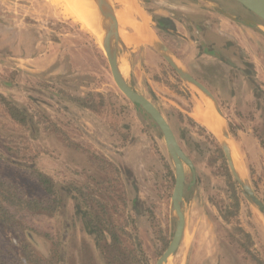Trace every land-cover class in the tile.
<instances>
[{"label": "rangeland", "instance_id": "1", "mask_svg": "<svg viewBox=\"0 0 264 264\" xmlns=\"http://www.w3.org/2000/svg\"><path fill=\"white\" fill-rule=\"evenodd\" d=\"M66 3L0 0V176L41 198L40 172L61 191L57 213L21 212L24 226L1 233L4 243L18 250L24 242L43 264H156L175 231L173 163L159 129L115 85L102 39L72 19ZM262 40L263 28L242 37L245 63L234 58L245 76L210 69L229 77L219 109L234 165L264 204ZM124 44L121 75L160 111L195 169L183 193L185 233L165 264H264V215L238 187L233 193L213 140L194 125L203 126L195 115L203 96L155 53ZM219 94L226 97L221 87ZM184 172L188 185L186 165Z\"/></svg>", "mask_w": 264, "mask_h": 264}, {"label": "water", "instance_id": "2", "mask_svg": "<svg viewBox=\"0 0 264 264\" xmlns=\"http://www.w3.org/2000/svg\"><path fill=\"white\" fill-rule=\"evenodd\" d=\"M199 1L205 4H211L212 7L215 8L219 13L225 15L231 20H236V18L225 14L216 5V3L213 2V0ZM234 1L264 23V0ZM94 3L98 11L99 20L101 21V28L104 31L103 39L100 41V44L106 55L112 79L119 91L131 103H133L135 106H139L147 115H149L150 118L153 120L154 124L158 127L164 139L170 160L174 166L175 179L171 196V208L175 215V231L173 233V237L169 246L166 248V250L156 262V264H165L168 258L175 254L185 233L186 222L185 215L183 213V188L185 185L184 165H186L190 169L193 180L195 177L194 167L190 159L179 147L170 126L168 125L162 114L153 106L151 102H149L142 95L135 92L129 86L125 79V75H121V72L119 70L121 60L120 54L118 53V49H122V52H124L125 47L118 36L113 6L108 0H94ZM241 21L244 22V24H246L247 26H260L258 22L250 19H241ZM159 52L165 62L174 70V72L178 75L181 81L195 87L201 93L202 96H207L213 101L215 109L217 113L221 116L222 121L224 123V134L228 137L223 115L221 114L219 106L213 96L200 83L194 80L183 68V66H181L170 54V52L165 49L162 45H159ZM152 97L155 98L153 94ZM216 141L218 142L221 150L223 151L229 172L233 178V181L239 188L241 194L245 197L248 202H250L253 206L257 208L259 213L264 215V204L254 195L253 191L251 190L249 184L247 183L246 179H244L242 174H239L237 168L234 165L233 159L231 158L229 150L227 149V147H225L224 143H222L217 138Z\"/></svg>", "mask_w": 264, "mask_h": 264}, {"label": "flooded vegetation", "instance_id": "3", "mask_svg": "<svg viewBox=\"0 0 264 264\" xmlns=\"http://www.w3.org/2000/svg\"><path fill=\"white\" fill-rule=\"evenodd\" d=\"M224 1H226V0H224ZM224 1H222V0L219 1L220 2L219 8L225 14L229 15L228 13H230V14L231 13H238V14H242L245 17H247V19L254 18V19H256V21H261L258 18H256L254 15L247 14V11L245 9H241L242 11H233L232 8L227 7V5L225 3H223ZM140 3L142 5V7L145 9V12L149 15V17H151V19L153 21V23H152L153 25L151 24V26H152L151 29L157 34V36L163 42H166L169 46H171V47L177 46V45H174L173 40L169 34V31L173 30V27H174L172 22L169 21L170 18L159 17V16H156L152 13L151 10H152L153 6L155 5L153 0H140ZM189 4L194 6L196 11H199L197 9H200L201 5H198V3H190V2H189ZM166 10H169V9H166ZM169 11L171 12V10H169ZM189 15H191V14L189 13ZM171 17H175L174 14H172ZM175 18L179 21L180 26H181L182 31H183V35L182 36L180 35V37H179V39L181 41H180V43H178L179 45L177 48L180 49V47H181L180 55L187 62L184 65V68L186 69L188 74L194 80H196L205 89H207V91H209V93L213 96V98L215 99L219 108L221 109V107L223 105L222 101H225V99L227 97H229V93L227 92L229 90L228 89L229 88V77L225 78V80H222L223 78L222 77L220 78L215 73V71L211 70L210 68L217 67L220 65L223 69L227 68L228 71H232V72L237 71L240 74H242L243 76H245V73H243L242 71H239V69H237V68H239V64L236 63V58H234V55L236 54L238 56V58H237L238 61H239V59H241V62L245 63V58H244L245 53H244V46H243V42H242L243 36L241 37V40H240V38H238L239 41L227 40V41H223L218 46L214 45L212 43H204L200 38L202 36V33H204V31H207V30L203 29L200 22L198 20H196V18L198 19L199 16H195L193 18L192 24H190L189 21L187 20V18H185V17L180 18V19H178L177 17H175ZM236 20L240 24H244V22H242L239 18ZM260 45H261V48L264 49V40H262V42H260ZM139 49H141V48L139 47ZM178 49H177V51H179ZM132 50L133 49H131L132 57H135V54ZM148 50H150V49H148ZM150 51L153 52L152 50H150ZM153 53H155V55L158 58L163 60V58L159 54H157L156 52H153ZM163 61L165 62V60H163ZM220 87L223 89V91H225L226 97H222L221 94H219ZM152 94L153 93L150 94L151 97H152ZM153 99H155V98H153ZM131 104L133 105V107L135 109L143 112V114L151 121V123L154 126H156L154 124L153 120L150 118V116L147 115L139 106H135L133 103H131ZM202 127H204V126H202ZM174 136H175V134H174ZM175 138H176V136H175ZM176 140H177V138H176ZM177 143H178V141H177ZM178 145H179V143H178ZM179 147H180V145H179ZM194 171H195V169H194ZM194 184H195V177L193 180L192 174H191V182L188 185H186V184L184 185L183 193L188 188L193 187Z\"/></svg>", "mask_w": 264, "mask_h": 264}, {"label": "trees", "instance_id": "4", "mask_svg": "<svg viewBox=\"0 0 264 264\" xmlns=\"http://www.w3.org/2000/svg\"><path fill=\"white\" fill-rule=\"evenodd\" d=\"M7 109L12 119L20 124L25 122L23 113L18 108L7 104ZM194 125L207 133L213 140L215 151L226 173L229 186L233 193H235L237 185L233 181L223 151L214 135L199 124L194 123ZM34 181L42 193L41 198L38 196H27V194L22 193L18 185L0 176V264H43L38 255L33 253L28 245H24V242H21L19 249L15 250L8 243H4L6 240L3 239V234H1L4 231L15 228L20 229L24 226L18 217L21 212L54 214L61 209V191L56 189L53 181L40 172L36 173ZM84 226L86 230L90 231L91 224L88 221L84 220ZM91 233H95L97 240L101 237V233L97 230Z\"/></svg>", "mask_w": 264, "mask_h": 264}, {"label": "crops", "instance_id": "5", "mask_svg": "<svg viewBox=\"0 0 264 264\" xmlns=\"http://www.w3.org/2000/svg\"><path fill=\"white\" fill-rule=\"evenodd\" d=\"M155 5L152 8V13L156 16L159 17H167L170 18L169 21L172 22L173 24V30L169 31L170 37L173 40L174 45L177 46H169L166 42H163L157 34L151 29V24L153 23L151 17L145 12V9L142 7L140 0H135V4L140 11V14L135 15L134 20L135 23H145L146 24V29L149 31L151 40L141 42L139 45H137V48H147L152 50L153 52H156L157 54L160 55L159 52V45H162L165 49H167L170 54L174 57V59L184 67V65L187 63L185 59L182 58L180 55L181 47L178 49V43H180V35H183L182 28L180 26L179 21L175 18L177 17L178 19L180 18H187L190 24L193 22V18L195 16H199L198 20L200 24L202 25L203 29H206L207 31H204L201 36V40L204 43H212L214 45H220L223 41L227 40H237L239 41L238 38H240L244 35L247 34L249 35L250 29L252 28H257V29H262V25L258 26H247L245 24H240L239 22L231 20L227 18L226 16L222 15L219 13L215 8L212 7L211 4H205L203 2H200L199 0H153ZM220 0H213L214 3L219 7L220 6ZM224 1V0H222ZM229 1V2H228ZM190 3H198L200 6V9H197L199 11H196L195 7L192 6ZM223 3H225L228 7V4L231 5V8L233 11H242L241 9L244 8H239L235 4H230L232 3L231 0H226ZM111 4L113 6V11H114V16H115V21L117 25V32L119 36V24L116 20V11L118 9L116 3L114 0H111ZM116 6V7H115ZM171 10V12L169 10ZM189 13L191 15H189ZM174 14L175 17H171V15ZM230 16L236 18V19H247L242 14L238 13H228ZM190 16V17H189ZM145 21V22H144ZM153 25V24H152ZM128 31L132 34V31L128 29ZM127 31V32H128ZM1 32V30H0ZM128 32V33H129ZM121 35L119 36V38ZM122 38H120L121 40ZM122 42L123 39L121 40ZM148 41V42H147ZM5 42L2 40L0 45ZM125 43V42H124ZM123 43V44H124ZM125 46V44H124ZM169 46V47H168ZM177 49L179 51H177ZM161 56V55H160ZM162 57V56H161ZM164 60V59H163ZM209 92V91H208Z\"/></svg>", "mask_w": 264, "mask_h": 264}, {"label": "bare ground", "instance_id": "6", "mask_svg": "<svg viewBox=\"0 0 264 264\" xmlns=\"http://www.w3.org/2000/svg\"><path fill=\"white\" fill-rule=\"evenodd\" d=\"M65 1L67 2V9H69L68 12L73 17L72 19H75L81 25V27L89 33L96 35L100 39H103L104 31L101 28V21L99 20L98 11L94 0H64V2ZM108 1L111 3V0ZM114 1L118 7L116 11V20L119 24V36L121 35L120 38H122L125 43L131 46H137L146 40L150 41L151 36L149 31L146 29V24L135 23V15L140 14V11L135 4V0ZM128 29L132 31V34L127 32ZM121 70H126L125 64H121ZM203 100L205 105L198 112V114H195L197 115L196 118L198 119L199 123L211 131L218 140L224 143L225 147H227L230 152L233 162L235 163L234 148L230 143L229 138L224 134V123L221 116L217 113L215 105L209 97L203 96ZM237 170L240 174L238 168Z\"/></svg>", "mask_w": 264, "mask_h": 264}]
</instances>
